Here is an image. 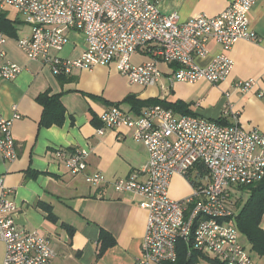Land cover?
Returning a JSON list of instances; mask_svg holds the SVG:
<instances>
[{
    "label": "built area",
    "instance_id": "1",
    "mask_svg": "<svg viewBox=\"0 0 264 264\" xmlns=\"http://www.w3.org/2000/svg\"><path fill=\"white\" fill-rule=\"evenodd\" d=\"M255 0H232L215 16L204 13L181 19L178 12L163 13L157 0H0V11L17 10L29 25L28 36L16 39L30 59L48 65L53 74L73 68L90 69L115 63L132 83L142 86L160 81L159 63L169 66V81L216 84L230 73L233 60L228 51L238 39L256 41L249 13ZM68 30H77L85 46L76 58L52 54L68 41ZM220 48L211 61L201 66L197 57L208 54V42ZM5 33L0 30V81L12 79L21 67L4 59ZM146 49L149 59L133 63L131 56ZM253 79L238 80L235 87L248 91ZM264 96V92L258 93ZM228 113V109L224 111ZM14 116L19 117L15 112ZM231 123L192 114L176 115L161 104L132 116L119 105L100 114L101 127L132 129L134 141L145 146L147 162L111 182L101 172L84 174L91 186L110 184L118 192L142 196L147 212L140 255L133 264H161L174 261L180 240L218 264H257L247 252L235 226L229 190L264 180V130L244 129L236 113ZM11 120L0 115V157L16 158ZM65 168L77 174L86 169L85 150H61ZM197 166L205 171L203 181L192 185L191 195L174 199L169 195L173 175H187ZM1 183V182H0ZM2 184V183H1ZM13 188L1 187L0 242L4 246L1 264H52L54 252L47 236L20 228L13 215Z\"/></svg>",
    "mask_w": 264,
    "mask_h": 264
},
{
    "label": "crops",
    "instance_id": "2",
    "mask_svg": "<svg viewBox=\"0 0 264 264\" xmlns=\"http://www.w3.org/2000/svg\"><path fill=\"white\" fill-rule=\"evenodd\" d=\"M231 1L157 0V3L161 12L176 11L181 19H187L199 13L215 16ZM8 11L6 8L2 12L13 21L15 33L4 32V59L17 63L21 70L16 77L0 81V115L11 120L17 151L12 160L0 157V193L1 187L13 188L16 225L48 237L54 252L52 264H133L140 255L148 215L140 205L142 196L115 191L107 183L91 186L84 180L86 173L101 172L111 182L148 160L145 146L133 140L132 129L104 128L98 133L100 114L109 106L117 103L130 115L137 116L152 106L149 98L181 99L191 103L194 115L231 123L234 121L231 113H236L242 128L264 130V96L258 94L264 92V0H255L249 13L250 26L258 39L235 41L228 51L233 67L216 84L205 80L171 84L170 68L163 62L159 63L160 81L149 86L130 82L113 62L55 75L48 65L30 59L20 49L16 39L28 36L30 27L19 13L10 18ZM67 35L68 41L62 48L51 53L76 58L85 46L84 37L77 30H68ZM218 52L219 46L210 40L208 54L197 57L196 62L204 66ZM149 56L146 49L140 50L131 56V61L144 62ZM247 79L255 81L250 90L235 87L236 81ZM45 91L61 94L65 108L62 124H40L43 107L37 96ZM129 95L132 99L123 101ZM15 112L19 113L18 118ZM61 150H85L86 169L77 174L68 171L59 155ZM202 168L194 167L185 176L173 175L170 197L182 199L191 195L190 178L203 181ZM41 203L50 206L56 219L48 217Z\"/></svg>",
    "mask_w": 264,
    "mask_h": 264
},
{
    "label": "trees",
    "instance_id": "3",
    "mask_svg": "<svg viewBox=\"0 0 264 264\" xmlns=\"http://www.w3.org/2000/svg\"><path fill=\"white\" fill-rule=\"evenodd\" d=\"M0 30L8 34H14L15 29L13 21L6 18L5 14L0 11ZM65 73L60 72L56 74L61 76ZM61 94H50L47 91L40 93L37 96L38 102L42 105V117L40 120L41 125L62 124L64 120L65 108L60 99ZM132 96H126L123 101H130ZM149 103L152 105L161 104L166 108L171 109L179 114H192L195 113L191 110V103L181 99L169 101L165 98H149ZM115 105H118L115 103ZM219 122L226 123L222 119ZM101 123V122H100ZM202 168V166H201ZM203 171H205L202 168ZM200 170V174L202 172ZM203 173V172H202ZM191 184L196 185V180L190 178ZM241 192H246V197L240 196ZM238 199V200H237ZM230 203L234 205L237 210L233 222L242 233L253 249L257 251L259 257H264V180L257 181L253 184L239 186L229 190ZM237 200V201H236ZM41 207L48 211L50 219H56L51 212L50 206L41 203ZM113 241L111 240L110 243ZM104 246H102L103 248ZM199 258L205 259L209 262H215L214 259L201 254V252L194 249L189 242L180 240L177 244V257L174 261H166L161 264H196ZM218 264V263H217Z\"/></svg>",
    "mask_w": 264,
    "mask_h": 264
},
{
    "label": "rangeland",
    "instance_id": "4",
    "mask_svg": "<svg viewBox=\"0 0 264 264\" xmlns=\"http://www.w3.org/2000/svg\"><path fill=\"white\" fill-rule=\"evenodd\" d=\"M6 8L9 9V11L7 13V16L10 17V18H15L16 14H17V10L12 8V7H6ZM201 179H203V178L201 177ZM246 195H247L246 192L245 193L244 192L240 193V196L242 198L246 197ZM229 204L234 210V217H235V213H237V210H236V208L234 207V205L232 203L229 202ZM262 227L264 228V223H262ZM240 237H241V240H242L243 244L245 245V248H246L247 252L253 258V260L255 262H257V264H264V257H259V255L257 254V251L251 247V245L249 244L248 240L246 239V237L242 233H240ZM3 257H4V246L0 242V264L2 263ZM196 264H217V263L209 262V261H207L205 259L199 258V260H198V262Z\"/></svg>",
    "mask_w": 264,
    "mask_h": 264
}]
</instances>
